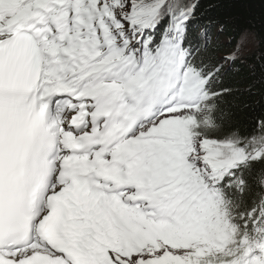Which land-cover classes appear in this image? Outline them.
<instances>
[{"label": "snow or ice", "instance_id": "6c2138e0", "mask_svg": "<svg viewBox=\"0 0 264 264\" xmlns=\"http://www.w3.org/2000/svg\"><path fill=\"white\" fill-rule=\"evenodd\" d=\"M245 3L0 0V264H264Z\"/></svg>", "mask_w": 264, "mask_h": 264}, {"label": "trees", "instance_id": "16d2710c", "mask_svg": "<svg viewBox=\"0 0 264 264\" xmlns=\"http://www.w3.org/2000/svg\"><path fill=\"white\" fill-rule=\"evenodd\" d=\"M232 15L240 18V26L242 28L248 26L246 22L249 19L255 21L256 27L252 29V32L257 40L258 47V42L264 40V30L261 28V21L264 20V3H262L261 0H246L243 7L232 10ZM248 63H252V61L249 60ZM240 115L242 114L237 111V116L239 117Z\"/></svg>", "mask_w": 264, "mask_h": 264}, {"label": "rangeland", "instance_id": "374dc122", "mask_svg": "<svg viewBox=\"0 0 264 264\" xmlns=\"http://www.w3.org/2000/svg\"><path fill=\"white\" fill-rule=\"evenodd\" d=\"M250 41L244 48L246 54L255 51L257 48V40L254 36L250 37Z\"/></svg>", "mask_w": 264, "mask_h": 264}]
</instances>
